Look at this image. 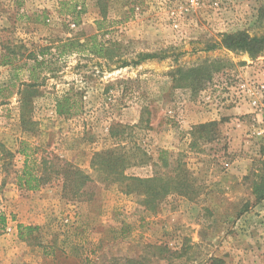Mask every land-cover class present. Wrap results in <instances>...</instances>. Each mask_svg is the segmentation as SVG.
<instances>
[{
    "label": "rangeland",
    "instance_id": "374dc122",
    "mask_svg": "<svg viewBox=\"0 0 264 264\" xmlns=\"http://www.w3.org/2000/svg\"><path fill=\"white\" fill-rule=\"evenodd\" d=\"M74 5L80 15L68 13ZM238 32L264 36V0H0V264L251 261L264 241V200L256 202L252 176L264 160V114L252 107L264 105V52L207 50ZM96 34L108 58L91 53ZM69 41L85 48L59 56ZM46 47L53 56L42 55ZM140 53L165 58L118 69L120 58ZM32 56L43 64L38 81ZM180 68L200 72L186 79ZM72 89L84 93V113L60 118L56 101ZM115 124L141 125L126 143L155 160L160 150L181 154L204 194L195 202L170 196L156 213L123 194L92 165L118 144ZM23 151L35 154L38 171L57 157L88 175L82 201L63 196L62 178L20 189ZM154 171L151 164L126 175ZM19 225L32 235L21 239Z\"/></svg>",
    "mask_w": 264,
    "mask_h": 264
},
{
    "label": "trees",
    "instance_id": "16d2710c",
    "mask_svg": "<svg viewBox=\"0 0 264 264\" xmlns=\"http://www.w3.org/2000/svg\"><path fill=\"white\" fill-rule=\"evenodd\" d=\"M77 6L74 5L72 8L71 14L77 13ZM103 20L98 21L97 31L100 33L102 31L103 25L105 24V17H102ZM99 38V35L96 34L90 38L93 42V46L90 49L91 53H94L97 56L108 58L107 55H110L109 48L103 45H97L96 40ZM85 48L83 44H77L73 41H69L64 44L63 51L59 49L60 55L63 56L67 52H73L76 47ZM218 49H226L232 52H242L248 53L251 58H256L264 52V36L262 37H251L246 32H238L235 34H224L221 37L220 42L214 44L208 51H214ZM50 47H46L42 50V55H52L50 52ZM55 56V55H54ZM33 57V56H32ZM112 57H110L111 59ZM157 54H138L137 60L133 62H128L120 58L121 65L118 67L125 68L130 64L138 66L143 62L155 59H164ZM32 60L36 65L32 68V78L34 81H38V77L35 76L34 72L37 68H41L42 63H39L35 57ZM200 70L195 68L189 69H178L175 73L179 75H184L186 79H192L198 76ZM210 78V75H208ZM84 93L82 90L72 89L69 92L65 93L62 97L58 98L55 106V114L60 118H74L80 116L84 113ZM27 122L25 118L23 119V125H26ZM138 126H126L122 124L112 125L110 128V136L114 140L118 141L116 147L111 149L103 150L99 153H96L93 158V167L100 173H105L106 179L111 180L117 183L120 187V190L123 194L127 196H136L139 198L141 205L145 206V209L148 212L156 213L161 206V204L170 196L182 197L190 202H195L199 197L204 194L205 187H200L197 184V180L194 174L189 170L187 164L182 159V155H174L173 153L160 150L158 152V158L155 160L150 154L142 148V145L138 143L127 142V137L131 136L129 131L133 129L140 130ZM216 126L215 123L201 125L200 130L212 129ZM193 137V134L191 135ZM192 147V145H191ZM1 148V146H0ZM5 154L11 156V153L4 151ZM25 157L24 168L18 176V186L20 189L27 192H36L39 191L43 186L51 183L53 179L62 178L64 180L63 185V196L67 199L80 200L83 198L85 189L92 182L91 178L88 175H85L80 170L74 169L69 166L67 163L63 164L61 160L57 157L52 160H44L42 165L44 169L38 171L39 160L34 153H27V151L21 152ZM1 154V153H0ZM153 165L155 168L154 176L152 177H136V176H127L126 171L133 167H142ZM261 169L258 172H255L254 180L259 182L255 184L254 194L256 196V202L264 200V160L260 163ZM75 182V183H74ZM74 183V184H73ZM203 188V189H202ZM6 217L4 213L0 212V226L4 227L6 224ZM19 235L21 239H25V234L28 236L32 235L33 229L30 227H24L23 225L18 226ZM157 249V248H156ZM159 249V248H158ZM157 249V250H158ZM171 255L175 254L169 251ZM170 264H175L171 263ZM208 264H225V261L222 258L212 257Z\"/></svg>",
    "mask_w": 264,
    "mask_h": 264
},
{
    "label": "crops",
    "instance_id": "0c3cea01",
    "mask_svg": "<svg viewBox=\"0 0 264 264\" xmlns=\"http://www.w3.org/2000/svg\"><path fill=\"white\" fill-rule=\"evenodd\" d=\"M262 205L264 206V202L262 203ZM262 211H264V210H262ZM262 215L264 216V214H262ZM263 232H264V230H263ZM263 235H264V233H263ZM263 240H264V236H263ZM262 248L263 249L261 251L257 250L256 253H252V254L250 253L251 255L254 256V258H252L251 261L248 260V261L244 262V264H264V241L262 244Z\"/></svg>",
    "mask_w": 264,
    "mask_h": 264
},
{
    "label": "built area",
    "instance_id": "2783aa9c",
    "mask_svg": "<svg viewBox=\"0 0 264 264\" xmlns=\"http://www.w3.org/2000/svg\"><path fill=\"white\" fill-rule=\"evenodd\" d=\"M252 107L257 114H264V105L257 102H253Z\"/></svg>",
    "mask_w": 264,
    "mask_h": 264
}]
</instances>
